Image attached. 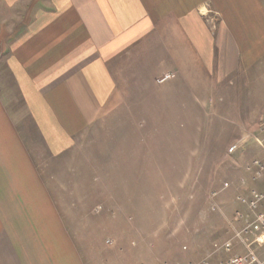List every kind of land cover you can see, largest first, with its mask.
Here are the masks:
<instances>
[{
  "label": "crops",
  "instance_id": "0c3cea01",
  "mask_svg": "<svg viewBox=\"0 0 264 264\" xmlns=\"http://www.w3.org/2000/svg\"><path fill=\"white\" fill-rule=\"evenodd\" d=\"M262 58L263 0H0V264H86L65 218L107 106L192 112Z\"/></svg>",
  "mask_w": 264,
  "mask_h": 264
},
{
  "label": "rangeland",
  "instance_id": "374dc122",
  "mask_svg": "<svg viewBox=\"0 0 264 264\" xmlns=\"http://www.w3.org/2000/svg\"><path fill=\"white\" fill-rule=\"evenodd\" d=\"M134 60L142 68L159 58ZM165 75L169 79L159 83ZM226 82L192 112L184 105L143 103L141 90L129 107L103 110L101 126L86 138V183L79 186L85 200L70 201L80 208L75 218H65L84 263L223 264L238 253L224 249L230 240L239 244L242 222L235 212L249 215L238 198L264 193V175L253 180L254 162L264 159V58ZM224 183L229 187L220 191ZM252 249L264 260L261 249Z\"/></svg>",
  "mask_w": 264,
  "mask_h": 264
},
{
  "label": "built area",
  "instance_id": "2783aa9c",
  "mask_svg": "<svg viewBox=\"0 0 264 264\" xmlns=\"http://www.w3.org/2000/svg\"><path fill=\"white\" fill-rule=\"evenodd\" d=\"M169 79V75H165L158 80L159 83ZM239 145L233 144L228 153L233 154ZM255 172L253 180L261 179L264 175V159L254 162ZM240 184H244V180H240ZM229 187L228 183H224L220 191H224ZM217 192L212 193V197H216ZM238 203L245 207V209L252 215V220L247 218V215L241 212H235V218L242 222L241 228L236 234L239 243L245 248L244 253H235L231 255L223 264H264V260H261L253 246H257L264 252V193L251 190L248 195H242L238 198ZM263 210H260V208ZM214 210V208H212ZM230 243L224 245L225 251H229ZM198 264H208L206 261H201Z\"/></svg>",
  "mask_w": 264,
  "mask_h": 264
}]
</instances>
